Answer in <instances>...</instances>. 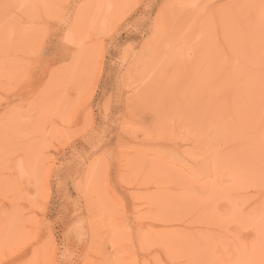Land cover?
<instances>
[{
    "label": "rangeland",
    "instance_id": "obj_1",
    "mask_svg": "<svg viewBox=\"0 0 264 264\" xmlns=\"http://www.w3.org/2000/svg\"><path fill=\"white\" fill-rule=\"evenodd\" d=\"M263 236L264 0H0V264H264Z\"/></svg>",
    "mask_w": 264,
    "mask_h": 264
},
{
    "label": "bare ground",
    "instance_id": "obj_2",
    "mask_svg": "<svg viewBox=\"0 0 264 264\" xmlns=\"http://www.w3.org/2000/svg\"><path fill=\"white\" fill-rule=\"evenodd\" d=\"M217 237L219 238L220 236L218 235ZM263 237H264V236H263ZM263 237H262V238H263ZM262 238H261V241H262ZM258 241H259V240H258ZM249 242H250V241H249ZM262 242H264V239H263ZM246 243H247V242H246ZM257 243H258V242H257ZM260 243H261V242H260ZM260 243H259V244H260ZM218 244H219V243H218ZM244 244H245V243H244ZM259 244H258V246H259ZM221 245H222V244H221ZM245 245H247V244H245ZM256 245H257V244H256ZM247 246H248V245H247ZM247 246H246V247H247ZM217 247H218V246H217ZM249 247H250V246H249ZM259 247H260V246H259ZM240 248H242V247H240ZM243 248H245V247H243ZM243 248H242V249H243ZM247 248H248V247H247ZM262 248H263V247H262ZM242 249H241V250H242ZM250 249H251V248H250ZM250 249H248V251H249ZM251 250H252V249H251ZM251 250H250V251H251ZM252 251H253V250H252ZM238 252L240 253V251H238ZM242 252H243V255H245V253H244V249L242 250ZM258 252H259V251H258ZM258 252H257V253H258ZM260 253L262 254V252H260ZM260 253H258V255H259ZM249 254H251V253H249ZM258 255L256 254L257 257H258ZM262 255H264V253H263ZM245 256H246V255H245ZM242 257H243V256H242L241 253H240V254L235 253V257H234V258H235V259L237 258V260H235V259H234V260H235V261H238L236 264H243V262H242V261H243V260H242L243 258H242ZM246 257H247V256H246ZM250 257H251V258H254V257H252V255H251ZM251 258H250V260H251ZM259 258H260V257H259ZM247 260H248V262H249V258H248ZM262 260H263V257H262ZM235 261H234V262H235ZM251 261H254V260L252 259ZM256 261H257V258H256ZM258 262H259V260H258ZM260 262H262V261H260ZM260 262H259V263H260Z\"/></svg>",
    "mask_w": 264,
    "mask_h": 264
}]
</instances>
